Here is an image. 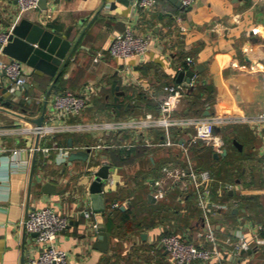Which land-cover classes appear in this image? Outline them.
<instances>
[{"label": "crops", "instance_id": "crops-1", "mask_svg": "<svg viewBox=\"0 0 264 264\" xmlns=\"http://www.w3.org/2000/svg\"><path fill=\"white\" fill-rule=\"evenodd\" d=\"M47 4V9L30 10L20 16L16 0H0V29L12 31L27 19L71 42L67 53L70 58L55 84V77L23 65L29 77L25 92L13 96L6 93V88L1 91L0 97L6 93L5 98L14 106L0 103V127L36 124L40 118L44 121L54 110L53 94L66 90L80 93L89 87L95 91L93 103L79 119L158 114L168 96L164 86L174 82L186 91L176 103V115L256 116L264 112V0H198L191 8L161 0L150 12L137 9L134 2L125 6L115 0H48ZM127 29L150 38L146 55L127 60L106 56L95 62L96 53L107 49L113 36ZM189 58L194 60L193 67L187 64ZM0 59L12 60L2 51ZM128 67L129 74L124 71ZM191 70L198 75L197 94L192 88L195 85L184 84ZM181 72H185L183 82L178 81ZM2 83L8 85L9 81L0 73ZM223 132L227 154L217 153L202 142L184 153L182 138L193 129L173 128L171 136L177 143L173 146L159 145L165 131L154 129L152 146L142 145L145 137L140 133L115 136L117 144L129 143L131 147L103 149L87 161L70 162L68 158L57 165L58 154L52 150L49 155L24 152L29 160L26 171L10 172L5 163L0 171V264H23L37 254L36 234L26 230L25 221L30 210L45 206H54L69 217V225L59 238L60 247L68 252V264H170L169 254L158 244L162 236L181 233L198 246L214 247L205 235L210 227L218 239L219 256L214 264H264V245L253 239L262 233L256 225L264 219V164L261 171H256L254 185L245 187L237 180L230 182L236 184L233 190L226 188L229 183L223 173L212 171L215 165H224L231 154L237 160L264 157V129L238 123ZM227 135L235 148L227 146ZM103 137L94 132L59 134L58 139H44L41 145L69 147V138H73L74 149L81 150L101 142ZM236 138L241 143L238 147L233 140ZM37 141L33 136L18 134L0 138V143L9 147H30ZM189 160L196 169L211 171L212 180L205 187L212 190V201L219 205L216 214L205 216L195 192L186 195L184 202L178 191L159 200L152 196V180L161 175L164 166H186ZM104 165L110 166L109 175L115 177L116 184L104 193L106 211L95 213L90 176ZM46 182L57 185L60 193H44ZM237 194L248 198L242 206L238 205ZM117 202L120 206L114 208ZM111 210L115 217L109 219ZM95 223H104L111 233L106 251L95 247ZM234 230L247 236L250 250L237 252L227 241Z\"/></svg>", "mask_w": 264, "mask_h": 264}, {"label": "built area", "instance_id": "built-area-1", "mask_svg": "<svg viewBox=\"0 0 264 264\" xmlns=\"http://www.w3.org/2000/svg\"><path fill=\"white\" fill-rule=\"evenodd\" d=\"M19 7V15L23 16L30 10L38 9L39 0H16ZM161 0H134V5L142 11H153ZM185 8H191L196 5L198 0H180ZM11 30L0 29V52L4 45L9 41ZM150 38L137 34L132 29H127L124 33H117L111 39L107 49L98 51L94 56L95 62H100L106 56L127 60L132 57H144L149 50ZM187 64L193 67L194 60L189 58ZM130 68L124 71L129 74ZM0 73L7 78L9 84H5L6 93L15 96L18 92L24 93L29 83V77L24 71L23 64L17 60L4 61L0 59ZM198 75L194 74L190 86L197 84ZM261 88L264 91V69L261 72ZM168 94L166 100L161 105L158 114L147 113L143 116H132L125 119H95L85 121L79 118L83 117L86 109L92 106V95L94 89L89 87L85 91L75 93L66 90L55 93L51 96L53 111H51L42 124H29L26 126L16 125L14 127H0V138L4 135L18 134L29 135L38 141L30 147L7 146L0 143V171L5 163L9 165L11 171H26L29 160L25 159L24 152L37 154L40 151L47 155L52 150L58 154L57 165L67 162L70 155V148L53 144L51 147L41 145L44 139L55 138L59 134H78L94 132L100 133L103 137L101 142L88 144L82 148H90V156L98 154L103 149H113L122 147L129 149L131 144H117L115 136L143 134L142 145H154L152 130L162 129L165 131L163 141L159 143L162 146H173L177 144L171 136L173 128L181 130L193 129L180 145L183 152L188 154L189 149L199 143L212 146L214 151L221 153L224 150L226 141L223 129L232 124L247 123L253 128L264 129V112L256 116H239L227 114H212L209 116H179L174 113L177 101L185 94V87L182 84L170 83L164 86ZM4 93L1 96H5ZM73 118H75L73 120ZM219 131L216 132V130ZM106 138V139H104ZM158 144V143H157ZM264 152V149H263ZM187 165L171 163L164 166L161 175L152 180V196L159 200L174 191L180 193V199L184 202L185 196L195 192L198 205L204 210L208 217L210 214H216V208L219 205L212 201L213 192L206 188L205 184L212 180L210 170H198L191 163ZM99 169V168H98ZM97 170H93L91 180L97 179ZM110 174V173H109ZM103 193L111 190L116 179L109 175L103 179ZM1 184V181H0ZM227 189L233 190L236 184H226ZM120 203H114L113 207L118 208ZM86 216L89 212L85 211ZM69 225V217L61 214L54 206H45L33 208L27 214L25 221L26 230L29 233L36 234L38 243V252L35 256L28 259L23 264H68V252L59 245V238ZM97 228V223L94 224ZM257 231L263 229V225H256ZM240 231V230H238ZM232 231L227 237V241L234 246L237 252L250 250V240L242 232ZM205 235L213 243L214 247L198 246L193 243L186 235L181 233H170L162 236L158 244L169 254L170 264H214V260L219 256L217 249V237L212 227L208 228ZM258 245H264V238L256 235L253 237Z\"/></svg>", "mask_w": 264, "mask_h": 264}, {"label": "water", "instance_id": "water-1", "mask_svg": "<svg viewBox=\"0 0 264 264\" xmlns=\"http://www.w3.org/2000/svg\"><path fill=\"white\" fill-rule=\"evenodd\" d=\"M125 6L133 4L134 0H115ZM179 7H184L180 0H171ZM48 0H39V6L42 9L48 8ZM115 5V3H114ZM71 47V42L60 35H57L51 30H47L40 24H35L27 19H23L16 25L10 35L9 41L2 48V52L12 60H17L23 65L29 66L34 70H40L46 74L55 77L54 84L61 76L65 69L66 63L70 56H67L68 50ZM195 74L194 70L188 72L186 86L190 85L191 79ZM185 72H181L178 78L179 82H183ZM53 84V85H54ZM5 84L0 85V93L4 90ZM0 103L13 105L4 96L0 97ZM5 110V109H3ZM43 118H40L36 124H42ZM219 129L216 130V132ZM237 144V143H236ZM238 145V144H237ZM239 146V145H238ZM69 147L72 149L69 155L70 162L74 160H88L90 156V148L83 150H75L73 138H69ZM227 154V149L223 150ZM110 166L104 165L97 171V179L91 182L90 191L92 198V206L95 213L106 211L107 199L103 193V179L109 176ZM42 191L46 194H59L58 186L46 182L42 186ZM94 234L97 236L95 247L106 251L110 247L111 233L107 231L104 223H97V228L94 229ZM243 251L242 253H244Z\"/></svg>", "mask_w": 264, "mask_h": 264}, {"label": "trees", "instance_id": "trees-1", "mask_svg": "<svg viewBox=\"0 0 264 264\" xmlns=\"http://www.w3.org/2000/svg\"><path fill=\"white\" fill-rule=\"evenodd\" d=\"M200 86H199V82H197V84L192 87L193 90L194 89H198ZM197 89L195 90L196 94H197ZM142 96V94H139ZM158 108V105H151L150 107H155ZM136 107V106H135ZM133 108L130 106V109L132 112L134 110H132ZM196 114H199L196 112ZM214 114H221V113H214ZM238 127H235L234 130L235 131H238L237 130ZM59 138V135H57L55 137V139H58ZM227 146H231L233 148H235V146L231 143V140L228 138V135H227ZM234 140V144L237 146L240 145V140L238 138L236 139H233ZM232 140V141H233ZM237 143V144H236ZM238 147V146H237ZM236 150V149H235ZM237 153V152H236ZM235 156L234 154H231L229 156H227V159L224 161V165H222V167H224L222 170L220 169L219 172L220 173H223L225 171H227V182L228 183H235L237 180L241 181L243 185H245V187H250L252 185L255 184V179H256V171L258 172L259 170L261 171L262 169V164H264V157L258 159L256 158V156L254 157H244V158H241L240 160L238 159H235ZM258 162V165H256ZM261 165H260V164ZM264 183V182H263ZM236 199L238 200V205L242 206L243 204L246 203V200L248 199H245V197L241 194H237L236 195ZM109 216V219L111 218H114L115 217V212L111 210V212H109L108 214ZM264 219H262V221L258 220L257 222L258 223H261L263 225V229H262V233L260 234V237H263L264 238Z\"/></svg>", "mask_w": 264, "mask_h": 264}, {"label": "rangeland", "instance_id": "rangeland-1", "mask_svg": "<svg viewBox=\"0 0 264 264\" xmlns=\"http://www.w3.org/2000/svg\"><path fill=\"white\" fill-rule=\"evenodd\" d=\"M136 116V115H134ZM224 134V137H225V133L223 132ZM224 167L220 166V165H215L213 168H212V171L216 174L217 170H222ZM224 176L227 177V171L224 172Z\"/></svg>", "mask_w": 264, "mask_h": 264}]
</instances>
